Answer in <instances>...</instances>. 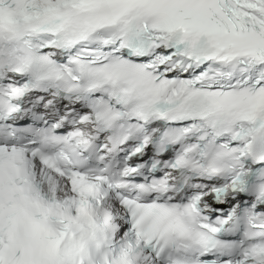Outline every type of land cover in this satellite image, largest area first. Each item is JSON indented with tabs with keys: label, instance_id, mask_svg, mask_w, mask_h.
<instances>
[{
	"label": "snow or ice",
	"instance_id": "obj_1",
	"mask_svg": "<svg viewBox=\"0 0 264 264\" xmlns=\"http://www.w3.org/2000/svg\"><path fill=\"white\" fill-rule=\"evenodd\" d=\"M0 264H264V0H0Z\"/></svg>",
	"mask_w": 264,
	"mask_h": 264
}]
</instances>
